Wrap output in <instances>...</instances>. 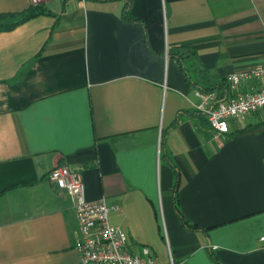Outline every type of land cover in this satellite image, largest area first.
Listing matches in <instances>:
<instances>
[{
	"label": "crops",
	"instance_id": "obj_1",
	"mask_svg": "<svg viewBox=\"0 0 264 264\" xmlns=\"http://www.w3.org/2000/svg\"><path fill=\"white\" fill-rule=\"evenodd\" d=\"M40 3L51 13L0 31V264L80 263L58 165L161 264H264V111L218 137L196 93L225 99L264 62V0H132L134 19L119 0Z\"/></svg>",
	"mask_w": 264,
	"mask_h": 264
},
{
	"label": "built area",
	"instance_id": "obj_2",
	"mask_svg": "<svg viewBox=\"0 0 264 264\" xmlns=\"http://www.w3.org/2000/svg\"><path fill=\"white\" fill-rule=\"evenodd\" d=\"M32 1L34 4L41 2ZM239 85L244 88L238 90ZM196 93L201 99L198 108L210 128L216 136L225 138L230 132L231 119H244L264 111V62L234 72L230 76V94L223 100L215 91L198 89ZM49 181L72 196L79 225L75 242L80 255L79 264H161L148 246L144 245L140 252L135 251L125 230L110 222L113 211L122 212L119 206L110 204L106 198L91 200L86 197V186L79 172L67 165H58L50 171ZM260 240L264 241V235Z\"/></svg>",
	"mask_w": 264,
	"mask_h": 264
},
{
	"label": "trees",
	"instance_id": "obj_3",
	"mask_svg": "<svg viewBox=\"0 0 264 264\" xmlns=\"http://www.w3.org/2000/svg\"><path fill=\"white\" fill-rule=\"evenodd\" d=\"M131 1L128 0L125 2L126 7H125V16L128 17L129 19H134L130 16V9H131ZM50 10H48L43 3L39 4H33L27 9L19 12H1L0 13V31H8L12 30L15 27H17L19 24L25 22L26 20H29L35 16H38L40 14H50ZM189 51V47L187 46H182L180 48V52L178 53V60L182 63L184 60V54ZM224 84H222L223 86ZM205 91H215L213 88L212 89H207ZM217 93V91H215ZM218 95V94H217ZM220 100H223L218 96ZM176 190V189H175ZM176 194V192H175ZM175 202V207L178 210L177 206V198L174 200ZM180 217L182 219L183 224L190 229L196 228V225L190 223V221L187 219V217L183 214L180 213Z\"/></svg>",
	"mask_w": 264,
	"mask_h": 264
}]
</instances>
